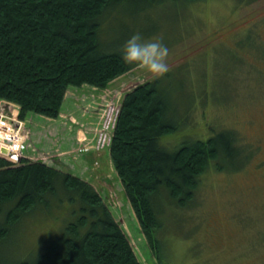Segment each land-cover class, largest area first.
I'll return each mask as SVG.
<instances>
[{"label":"rangeland","instance_id":"1","mask_svg":"<svg viewBox=\"0 0 264 264\" xmlns=\"http://www.w3.org/2000/svg\"><path fill=\"white\" fill-rule=\"evenodd\" d=\"M104 21L102 44L123 47L134 32L162 37L170 70L154 75L137 66L103 89L69 87L55 119L31 113L20 119L18 110L30 144L38 149L28 148L25 159L68 171L93 186L141 264H264V0H157L147 10L126 4ZM158 77L169 94L168 118L179 124L176 132L160 139L163 146L172 150L184 140L231 131L250 156L239 170L225 164L218 171L210 165L189 207H174L161 193L156 200L162 212L156 252L112 168L110 146L96 166L89 153L78 151L82 144L94 145L102 114L108 113L105 106L119 111L126 93ZM0 107L8 114L17 109L6 102ZM82 130L87 135L80 138ZM40 211L0 245V260L34 258L68 212L58 209L52 218V212Z\"/></svg>","mask_w":264,"mask_h":264},{"label":"trees","instance_id":"2","mask_svg":"<svg viewBox=\"0 0 264 264\" xmlns=\"http://www.w3.org/2000/svg\"><path fill=\"white\" fill-rule=\"evenodd\" d=\"M156 2L0 0V102L19 106L20 119L30 113L55 119L69 87L105 88L137 65L122 58L121 45L101 43V21L123 5L147 10ZM167 94L159 77L126 93L109 147L112 167L156 252L162 214L156 200L161 193L174 207H189L210 165L218 171L225 164L239 170L250 156L231 131L167 149L160 139L179 128L168 118ZM39 209L44 215L52 212V218L58 209L68 212L34 258L2 259L0 264H141L108 205L88 182L41 161L22 158L14 164L0 157V245Z\"/></svg>","mask_w":264,"mask_h":264},{"label":"built area","instance_id":"3","mask_svg":"<svg viewBox=\"0 0 264 264\" xmlns=\"http://www.w3.org/2000/svg\"><path fill=\"white\" fill-rule=\"evenodd\" d=\"M0 111V156L4 157L11 163H18L21 158L25 157L28 148L32 147L30 144V133L26 129L25 123L18 119V110L15 113L8 114L5 109ZM101 117L100 128L96 131V137L93 135L94 145L82 144L79 153H88L90 150L101 152L108 148L111 143L113 130L118 116V110L112 106H105V110ZM87 134H82V137ZM81 137V138H82ZM81 142V139H78ZM86 138H84V141ZM7 150L6 154L1 153V149ZM35 149L34 147H32ZM36 151V150H35Z\"/></svg>","mask_w":264,"mask_h":264},{"label":"clouds","instance_id":"4","mask_svg":"<svg viewBox=\"0 0 264 264\" xmlns=\"http://www.w3.org/2000/svg\"><path fill=\"white\" fill-rule=\"evenodd\" d=\"M169 48L162 43V37H145L134 32L124 43L122 58L135 62L140 68L154 75H162L170 70L168 63Z\"/></svg>","mask_w":264,"mask_h":264},{"label":"water","instance_id":"5","mask_svg":"<svg viewBox=\"0 0 264 264\" xmlns=\"http://www.w3.org/2000/svg\"><path fill=\"white\" fill-rule=\"evenodd\" d=\"M1 152H2L3 154H6V153H7V150H6L5 148H2V149H1Z\"/></svg>","mask_w":264,"mask_h":264},{"label":"crops","instance_id":"6","mask_svg":"<svg viewBox=\"0 0 264 264\" xmlns=\"http://www.w3.org/2000/svg\"><path fill=\"white\" fill-rule=\"evenodd\" d=\"M46 120H50V119H46ZM36 124H37V122H36ZM46 136V135H45ZM39 140V139H38Z\"/></svg>","mask_w":264,"mask_h":264}]
</instances>
